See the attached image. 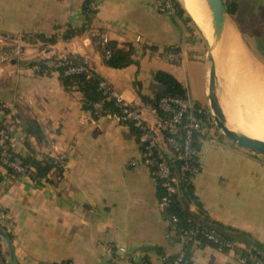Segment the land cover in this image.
Wrapping results in <instances>:
<instances>
[{"label":"crops","instance_id":"1","mask_svg":"<svg viewBox=\"0 0 264 264\" xmlns=\"http://www.w3.org/2000/svg\"><path fill=\"white\" fill-rule=\"evenodd\" d=\"M177 1L183 18L161 12L157 0H94L88 28L64 39L69 27L84 25L85 0H0V121H16L11 124L16 153L58 162L39 180L17 175L0 182V208L13 223L4 242L10 264H162L164 256L183 248L159 208V182L140 162L132 128L84 109L79 90L66 89L57 72L41 74L35 65L49 64L53 55L84 57L124 101L142 108L149 125L156 115L142 96L153 99L163 90L154 78L159 70L171 73L188 98L209 106V46L196 35V42L188 40L186 25L189 18L195 21L187 0ZM226 1L235 11L221 37L203 33L214 43L217 97L228 124L263 134L264 119L253 126L248 121L264 87V0ZM53 35L55 43L41 37ZM96 38L133 46L134 62L108 66ZM29 120L37 121L40 134L25 131ZM198 161L193 184L204 210L248 238L239 241V250L194 243L189 264H247L241 251L264 252V154L214 127L201 139ZM189 209L198 212L194 203Z\"/></svg>","mask_w":264,"mask_h":264},{"label":"built area","instance_id":"2","mask_svg":"<svg viewBox=\"0 0 264 264\" xmlns=\"http://www.w3.org/2000/svg\"><path fill=\"white\" fill-rule=\"evenodd\" d=\"M158 9L168 14L176 13V6L171 0H157ZM92 9L97 7L92 3ZM140 41V39H137ZM106 43L107 40H101ZM146 51L151 52L149 48ZM110 51H106V58ZM64 58V57H63ZM169 58L174 60L176 55L169 54ZM63 62L51 61L49 66H58ZM84 66L71 65L67 73H79L84 71ZM99 88L107 99L114 100L120 107L118 111L107 113V116L116 121L126 123L130 121L138 129L137 135L140 146V162L149 169L152 177L157 179L162 189L158 205L164 217L170 207L174 197L181 191L180 178L175 173L172 162H179V170L182 173H192V164L199 159L200 149L194 145L198 136L211 135L216 127L215 119L212 116L209 106L197 105L190 98L164 95L157 103V107L151 106L156 115V122L153 125L146 123L142 108L124 101L121 93L110 82L102 79ZM94 108L97 113L102 111V102H96ZM162 114H160V113ZM16 121H6L0 128V182L11 180L17 175H30L31 169L24 164L21 157L13 159L8 155V149L13 148V135L11 124ZM169 228L177 233L181 243L184 245L189 240L194 239L200 232L197 228H185L179 225L178 217L172 214L165 217ZM13 223L5 210L0 208V228L6 233L11 232ZM204 235L213 243L219 245V249L239 250L240 243L237 240L228 241L221 238L213 230L204 232ZM3 237L0 235V264H6L7 260L3 251ZM197 241V240H195ZM125 248H121L125 252ZM184 252L181 250L178 258L172 264H180L183 260ZM244 261L249 258L252 264H264V261L257 259L251 254L242 257Z\"/></svg>","mask_w":264,"mask_h":264},{"label":"trees","instance_id":"3","mask_svg":"<svg viewBox=\"0 0 264 264\" xmlns=\"http://www.w3.org/2000/svg\"><path fill=\"white\" fill-rule=\"evenodd\" d=\"M94 0H85L83 5V14L85 16V23L79 29H74L69 27L66 33L63 35L64 39H70L75 36L78 32H82L84 29L88 28L93 17L96 14V11L92 9V3ZM171 2L176 6V15L180 18H183L185 10L181 7L180 3L177 0H171ZM228 12L231 14L234 13V5L229 2H225ZM191 18H189L190 21ZM192 21V19H191ZM197 22V21H196ZM195 22V23H196ZM199 25V23L197 22ZM201 28V26L199 25ZM187 32L189 33L188 40L192 43L196 42L194 35L193 27L186 25ZM202 30V28H201ZM203 31V30H202ZM204 33V32H203ZM48 43H55L57 40V35H53L50 38L41 36ZM96 43L102 53L105 63L113 68H124L129 66L134 62L132 57L134 53L133 46H128V48L120 47L117 42L109 41L102 43L100 40H97ZM110 51V55L106 58V51ZM49 60H53L56 63L63 62L58 66H49L45 63L44 60L38 61L35 65L39 68L41 74H50L52 72L58 73V79L62 86L66 89H77L83 95V107L86 110H90L95 115H106L107 113L118 111L120 107L115 103L114 100L107 99L103 94L102 90L99 88V83L103 79L84 59V57L77 54H67L63 57L53 55ZM71 65L84 66L86 69L79 73H67L68 68ZM155 80L163 86V90L158 93L153 99L142 96L143 100L150 106L157 107V103L161 97L164 95H172L176 97L188 98L186 89L184 86L169 72L159 70L154 75ZM96 102H102V111L97 113L94 108ZM200 105L199 103H196ZM160 113V112H159ZM162 114V113H160ZM132 130L136 135L139 134L138 129H136L130 121H127ZM2 127V122L0 121V128ZM27 133L40 134V128L36 120H29L27 126L25 127ZM209 134L204 136H198L195 140L194 145L200 149L201 139L209 137ZM8 155L11 159L15 157H21L24 164L28 165L31 169L30 176L34 180H39L40 178L46 176L52 168H54L58 162L56 159L46 155L43 159H37L35 156H22L14 151L13 148L8 149ZM173 169L175 173L180 178V193L176 195L166 211L165 217H168L172 214H175L178 217V223L180 226L185 228H197L200 232L194 237V239L189 240L183 245L184 257L180 264H189L192 258V247L194 243H199V245H212L219 249V245L210 241L205 235L204 232L213 230L217 235H219L224 240L228 241H242L246 243L247 235L244 232L236 230L232 227L225 226L221 223H218L212 220L209 215L204 210L198 196L195 193V188L193 184V177L199 169L198 159L192 164L193 171L192 173H182L179 170V162H172ZM160 191H162L160 187ZM194 203L197 206V213L191 212L189 205ZM4 233L7 235L5 237ZM0 235L4 239L9 238L10 232L6 233L3 229L0 228ZM246 241V242H245ZM181 250L177 253L164 256V261L162 264H172L179 256ZM228 251L227 248L221 249ZM243 256L248 257L251 254L255 255L257 259L264 261V252L259 247L252 248L249 252H244ZM247 264H252V260L247 259ZM6 264H10L6 262ZM70 264V263H63Z\"/></svg>","mask_w":264,"mask_h":264},{"label":"water","instance_id":"4","mask_svg":"<svg viewBox=\"0 0 264 264\" xmlns=\"http://www.w3.org/2000/svg\"><path fill=\"white\" fill-rule=\"evenodd\" d=\"M211 11L212 25L214 28V35L219 39L222 35L224 24L229 15L225 0H206ZM209 46V59L213 62L210 73L209 82V109L215 119L216 126L223 134L237 145L249 149L254 152L264 154V140L251 137L243 132L231 129L226 121V116L219 103L216 93V66L214 64V53L212 44L207 40ZM5 237L7 235L4 233Z\"/></svg>","mask_w":264,"mask_h":264},{"label":"bare ground","instance_id":"5","mask_svg":"<svg viewBox=\"0 0 264 264\" xmlns=\"http://www.w3.org/2000/svg\"><path fill=\"white\" fill-rule=\"evenodd\" d=\"M187 3H188L189 8L191 9V11L195 17V20L201 26L204 34L208 38L213 37L214 28L212 25L211 11L208 7L207 1L206 0H187ZM206 36H204V37L209 41V39ZM209 42L213 43L211 41H209ZM259 99L260 100L258 102V105H257V102H255V105H256L255 109H253V111H251L250 122L248 121V125L250 124V126H253L251 123L254 124L259 120V118L263 119V117H264V98H261V96H260ZM228 126L231 129H234L236 131H240L230 121H229ZM244 129L251 134L245 133V132H243V133H245L251 137L264 140V137H263L261 130H257V128H255V127L254 128L253 127H245ZM253 132H256V133H253Z\"/></svg>","mask_w":264,"mask_h":264},{"label":"rangeland","instance_id":"6","mask_svg":"<svg viewBox=\"0 0 264 264\" xmlns=\"http://www.w3.org/2000/svg\"><path fill=\"white\" fill-rule=\"evenodd\" d=\"M185 5H186V7H187L189 13L191 14L193 20L196 22L195 17H194V15H193L191 9L189 8L188 3L185 2ZM189 23H190L189 25H190L191 27H193L194 35H196V37H198L199 39H201L202 41H204V42L207 43V39L204 37L203 32L201 31V28L199 27V25L197 24V22H196L197 26H196V24H195L194 22H192V21H189ZM198 27H199V28H198ZM211 44H214V43H211ZM205 50H207V53H208V51H209V47L207 48V47L205 46ZM257 92H258V91H257ZM259 92H260L261 94H264V87H261ZM255 93H256V90H255ZM261 94H260V96H261ZM259 98H260V97H259ZM259 98H258V99H259ZM255 100H257V99L255 98ZM259 100H260V99H259ZM263 119H264V117H263ZM262 125L264 126V123H263ZM216 127H217V126H216ZM217 129H218V128H217ZM251 132H252V131H251ZM218 133H219L220 135H222L223 137H226V136L223 134V132H222L221 130H219V129H218ZM253 133H256V132H253ZM263 137H264V133H263ZM4 242H5V239H3V251H4Z\"/></svg>","mask_w":264,"mask_h":264}]
</instances>
